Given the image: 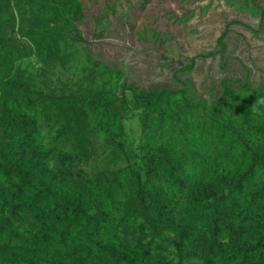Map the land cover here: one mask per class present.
<instances>
[{
    "label": "trees",
    "instance_id": "16d2710c",
    "mask_svg": "<svg viewBox=\"0 0 264 264\" xmlns=\"http://www.w3.org/2000/svg\"><path fill=\"white\" fill-rule=\"evenodd\" d=\"M116 3L0 0V264H264V85L128 80L81 36Z\"/></svg>",
    "mask_w": 264,
    "mask_h": 264
},
{
    "label": "rangeland",
    "instance_id": "374dc122",
    "mask_svg": "<svg viewBox=\"0 0 264 264\" xmlns=\"http://www.w3.org/2000/svg\"><path fill=\"white\" fill-rule=\"evenodd\" d=\"M116 9L99 24L84 25L89 50L119 67L128 80L143 88L176 86L174 73L189 58L187 74L196 94L215 96L224 77L264 85L263 11L241 0H114ZM101 30L98 36L93 32ZM224 31V57L215 50ZM87 43V44H86Z\"/></svg>",
    "mask_w": 264,
    "mask_h": 264
}]
</instances>
